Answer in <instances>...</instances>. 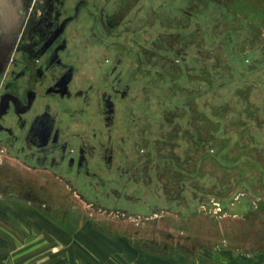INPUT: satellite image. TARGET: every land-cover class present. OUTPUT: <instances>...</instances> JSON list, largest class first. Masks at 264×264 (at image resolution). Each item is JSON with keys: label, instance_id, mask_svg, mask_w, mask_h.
Wrapping results in <instances>:
<instances>
[{"label": "rangeland", "instance_id": "374dc122", "mask_svg": "<svg viewBox=\"0 0 264 264\" xmlns=\"http://www.w3.org/2000/svg\"><path fill=\"white\" fill-rule=\"evenodd\" d=\"M227 1L237 2V10L255 22V47L264 50V0ZM179 19L186 33L174 27L159 39L164 38L165 46L182 43L188 49L191 44L205 51L210 43L203 42L202 31ZM168 23L165 17L162 24ZM223 24L210 26L221 33ZM154 40L159 51L147 52L154 67L135 68L144 77L146 71L151 74L136 87L147 103L138 126V159L145 165L137 182L146 193L140 191L137 210L98 205L54 171L31 167L0 144V193L41 212L43 244L51 243L42 253L44 264L52 254L58 255L57 264H241L264 256V146L251 144L260 121L245 127L248 136L241 121H228L226 137L212 134L211 147L199 144L206 136L191 122L200 117L196 98L182 100V94L178 102H166L170 84L178 89V62H167L164 45ZM180 117L190 119L188 130L181 127Z\"/></svg>", "mask_w": 264, "mask_h": 264}, {"label": "flooded vegetation", "instance_id": "af4514ba", "mask_svg": "<svg viewBox=\"0 0 264 264\" xmlns=\"http://www.w3.org/2000/svg\"><path fill=\"white\" fill-rule=\"evenodd\" d=\"M185 1L0 0L4 150L98 205L137 210L146 102L136 87L151 74L135 68L154 67L162 20Z\"/></svg>", "mask_w": 264, "mask_h": 264}, {"label": "crops", "instance_id": "0c3cea01", "mask_svg": "<svg viewBox=\"0 0 264 264\" xmlns=\"http://www.w3.org/2000/svg\"><path fill=\"white\" fill-rule=\"evenodd\" d=\"M220 2L224 3L226 8L233 14H236L238 17L242 18L243 21L251 24L253 27H256V24L253 20L248 18L243 11L237 10L238 3H229L227 0H219ZM202 0H186L183 5L184 7H190L193 10L201 9L202 7ZM211 3V1H209ZM188 3V4H187ZM252 4V3H251ZM245 7H249V5H245ZM181 17V16H180ZM179 16H168L167 20H169V32L174 27H178L180 18ZM181 19L184 21L188 20L185 16H182ZM173 20V21H171ZM233 20L229 21L230 23ZM176 30V28H174ZM182 32L181 30H178ZM185 32V31H184ZM183 32V33H184ZM186 33V32H185ZM218 33H214V31H210L208 42L213 43L214 35ZM202 37V36H201ZM216 39V38H215ZM157 41V40H156ZM155 41V43H156ZM163 44L162 56L167 58L168 60H177V58H181L180 61L177 60V68L179 75H178V89L185 90L187 92H181L183 94V99L192 98L191 91L189 90V82L193 83L194 85L197 84V76H188V79L184 81L183 75L181 77L182 71L187 69V67H204L203 59H210L212 63H208L207 66L211 67L213 71L217 70L219 67H225L227 69V74L239 76L244 66L242 63V59L245 61V55H238V54H245L248 50L240 51L241 49V42L234 48L231 55L227 56V54L219 48L217 45H213V51L207 52V50L203 51L197 46H191L189 44L188 49L185 47V44H179L178 46L173 45L165 46L164 38L158 39ZM216 41V40H215ZM189 43V42H188ZM154 50L159 51L158 48L155 47ZM185 47V48H184ZM217 47V48H216ZM207 54V55H205ZM237 56L234 57V55ZM184 67V68H183ZM184 73V72H183ZM239 73V74H236ZM256 75H259L260 72H256ZM169 77V76H168ZM262 77V76H261ZM264 83V77L259 80L257 85L262 86ZM179 84H182L183 88ZM234 87V88H231ZM227 94L224 97L223 102L217 101V95L212 93L208 99L210 102L208 112L204 114L202 110H197L196 112L199 113L198 118H194L191 122H195L196 130H199L200 134H210V135H222L226 137L228 135L227 132L224 131L226 129V124L228 121H244V119L250 118V114L252 113L254 119H259L258 114L260 113L259 107H263L264 105V89L262 90H254L255 85L251 84L250 82L244 81L243 78L237 80L236 83L228 84L226 87ZM254 90V91H253ZM187 95V96H186ZM229 95V96H228ZM195 101V105L197 106V97ZM207 105L204 103V106ZM251 105H255V108H250ZM249 109V110H248ZM182 115V114H181ZM186 115V114H185ZM184 115V116H185ZM179 118V117H178ZM184 121H183V120ZM201 119L205 120L206 126L203 127V131L200 128V121ZM186 121V122H185ZM199 121V123H198ZM183 123L185 126H189L190 119L189 118H181L179 119V123ZM188 122V123H187ZM197 122V123H196ZM182 125V124H181ZM217 125L219 127L217 128ZM243 126V125H242ZM219 131V132H218ZM224 132V133H223ZM213 145V144H212ZM211 147V146H210ZM50 244V245H48ZM51 243L43 244L42 239V219H41V212L36 207H26L19 198L11 199L8 195H4L0 193V264H44L42 253L43 251H47L50 249ZM48 260L45 261L46 264H57L58 262V255L52 254L48 256ZM241 264H264V256L258 255L253 257H248L246 261H242Z\"/></svg>", "mask_w": 264, "mask_h": 264}, {"label": "trees", "instance_id": "16d2710c", "mask_svg": "<svg viewBox=\"0 0 264 264\" xmlns=\"http://www.w3.org/2000/svg\"><path fill=\"white\" fill-rule=\"evenodd\" d=\"M202 7L198 10H193L190 7H185V13L181 15L185 16L186 18H189V21L191 24H193V27H197L196 29H200L202 31V38L203 42L208 43V37L210 34V31L213 30L210 25H216L219 23H224V31L219 32L218 34H213L214 38H212L214 41L208 46L206 49L207 52H212L213 45L219 46L221 50H223L227 56L231 55L234 48L241 42V49L240 51H244V47H247L248 50L245 54H238V55H245V61L242 59V63H244V66L242 68V74L239 76L234 75V77L229 74H227V69L225 67H219L217 70L213 71L211 67H208V63H212L210 59H203L204 61V67H187L185 70L182 71V75L185 79H188V76H197V84L190 83L189 80H187L189 85V90L191 91V97H197V106L196 109L202 110L204 114L208 112V108L210 105V102L208 99L209 96L212 93H215L217 95V101L223 102L225 95L227 94L226 86L228 84L236 83L237 80H240L243 78L244 81L250 82L251 84L255 85L254 90H262L264 89V83L262 86L257 85L258 78L259 80L264 77V50L262 48L255 47V40L253 37L257 34V29L253 27L251 24L245 22L242 20V18L238 17L236 14L231 13L224 3L220 2L219 0H202ZM211 1V3L209 2ZM233 20L231 23L229 21ZM178 30H181L182 32H186V28L184 27H176ZM216 38V39H215ZM216 40V41H215ZM237 56V54L234 55V57ZM177 60L180 61L181 58L175 57ZM177 67H175L176 69ZM184 68V67H183ZM260 72L259 75H256V72ZM184 72V73H183ZM171 73V72H170ZM236 73V74H239ZM262 76V77H261ZM181 88H183L182 84H179ZM171 86V93H169L167 97V103H172L174 100L178 102L181 99L182 93L179 92V89H175L174 84H170ZM234 88V87H231ZM253 90V91H254ZM229 96V95H228ZM184 97H182L183 100ZM189 99V98H188ZM186 100V99H184ZM174 101V102H175ZM173 102V103H174ZM175 102V103H176ZM161 103H165V100H163ZM204 103L207 105L204 106ZM161 105V104H160ZM170 105V104H169ZM255 106V105H254ZM253 105L250 106V108H254ZM158 108H163L162 106ZM184 108H187V106H184ZM192 110V109H191ZM249 110V109H248ZM260 113L258 114L259 119L251 118L253 115L250 114V118L244 119L242 122L241 130L246 133L248 128H245L251 121H260V126H255L253 129V137L254 140L251 144H253L255 147L260 149V146L262 144V148L264 146V139H263V131H264V105L263 107H259ZM180 113H178L179 115ZM181 115V114H180ZM178 116L174 117L177 119ZM173 122V119L172 121ZM171 122L170 125L172 124ZM245 123V124H244ZM182 128L184 130H188V127L184 125V122L181 123ZM200 130L203 131V127L206 126L205 120L201 119L200 121ZM254 124V123H252ZM198 133L199 130H196ZM247 134V133H246ZM245 134V136H246ZM206 137H204L203 140L199 139V144H206L208 147H210L212 144L213 135L205 134ZM248 136V134H247ZM181 145H186V141H181ZM204 145V146H206ZM201 184V183H200Z\"/></svg>", "mask_w": 264, "mask_h": 264}]
</instances>
